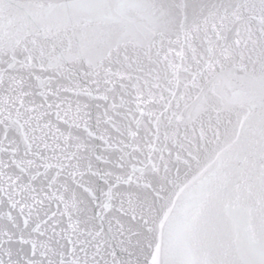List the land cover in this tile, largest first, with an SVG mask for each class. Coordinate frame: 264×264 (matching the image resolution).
Masks as SVG:
<instances>
[{"label": "snow or ice", "instance_id": "1", "mask_svg": "<svg viewBox=\"0 0 264 264\" xmlns=\"http://www.w3.org/2000/svg\"><path fill=\"white\" fill-rule=\"evenodd\" d=\"M0 264H264V0H0Z\"/></svg>", "mask_w": 264, "mask_h": 264}]
</instances>
